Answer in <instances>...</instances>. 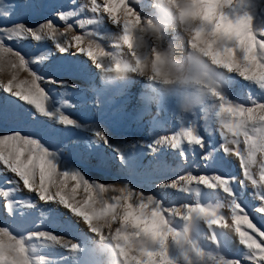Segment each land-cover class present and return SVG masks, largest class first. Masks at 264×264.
<instances>
[{"label": "rangeland", "instance_id": "rangeland-1", "mask_svg": "<svg viewBox=\"0 0 264 264\" xmlns=\"http://www.w3.org/2000/svg\"><path fill=\"white\" fill-rule=\"evenodd\" d=\"M28 2L29 0H0V27L25 23L35 28L38 25H35V21L41 20L40 24L46 18H52L60 31L66 33L64 22L57 20L52 13L61 4L64 6L63 11L71 10V0H32L38 5L34 6L37 9L32 10L31 13L23 8V4ZM82 2L83 0H77V3ZM13 4L18 11L11 19H3L4 12L11 11ZM243 11L249 12L254 17V27L264 28V0H245L243 5H236L231 10L232 15ZM157 19L163 21L166 17L157 14ZM70 23L74 25V19ZM118 30L110 22L105 21L98 27L89 26L85 30L75 27L67 38L63 35L64 39L61 41L67 42L71 39V33L83 35L84 31H96L100 37H103L97 38L98 42H101L106 50H111L107 43V35ZM36 43L41 42H35L31 38L3 40L4 46L22 54L29 61L31 70L45 77L52 76L67 80L68 85H76V88L65 86L60 89L55 85L47 86L42 83L46 89L51 88L49 111L70 117L76 122L75 126L65 128L54 121L44 122L42 118L40 122L29 123V128L26 129L41 136L50 149L60 145L67 147L66 152L56 157L60 166L58 170L68 172L78 170L89 181L114 187L128 185L138 192L153 196L164 209H173L172 212L166 213V222L183 238L181 243L177 244L169 237L166 255L173 264H217L218 258L222 255L226 258H240L246 249L238 243L234 232L229 229H210L204 219L197 214H192L191 219L186 218L187 207L203 206L219 210L223 217L230 219L226 194L222 190H211L199 184H193L183 191L171 187H159L162 184L169 185L185 174L236 177L237 182L233 184V189L248 205L246 210L249 211L250 218L260 226L264 224V219L252 211L253 206L258 205L259 201L254 198L255 189L250 183L246 189L240 186L239 181L243 176L238 158L218 152L216 164L206 167L200 158L203 153L198 149L195 153L192 152L187 148L186 142L184 145L186 162L180 157L179 152L167 147L158 146V152L152 153L149 150L150 145L160 135L174 134L188 122L187 118L175 110L171 101L168 110L159 119H155L153 116L159 112V108L153 107L151 101H146L142 94L144 83L142 80L132 79L122 86L109 88L107 82L115 78L107 76L105 83L102 84L99 71L85 56H78L75 48L70 49L69 53L60 54L53 47L35 48ZM41 54L48 56L49 59L43 64L35 63L33 58ZM61 55H66L67 58ZM14 62L16 57L0 54V69L8 68V70H0V84H7L10 74H16L17 80H22L24 77L30 79L27 72L13 67ZM66 64L86 65L90 72L81 75L75 71L58 70L60 65ZM229 76L234 77L236 81L229 90L230 98L235 102L248 106L250 96H255L264 102V95L257 88L248 85L235 74ZM8 99V94L0 90V105H6ZM84 117H88L89 120H79ZM5 123L8 126H17L12 121ZM209 123L212 126V136L205 131L207 125L204 119L201 117L198 121L199 132L205 137L206 150L208 144L218 146L222 142L219 123L214 121ZM96 133L106 136L108 144L98 139ZM240 147L244 149L242 143ZM260 159L258 154L257 164L252 168L257 179ZM16 180L18 178L0 164V192L7 190L8 193L7 196H0V227L10 230L13 235L25 240L31 264H118V260L123 264L110 240L95 238L80 218L73 216L59 205L42 204L35 193L25 190L22 182L18 183ZM73 186L74 182H70L67 190L70 191ZM85 195L82 188L78 189L77 199H82ZM116 195L118 193L111 191L100 194L97 197V207H100L99 202H111ZM6 200L11 205L8 209L4 207ZM115 226L114 224L113 227ZM101 231L105 235L108 234L107 229ZM40 232L64 236L79 244L81 252L72 253L49 240H38L35 237L28 239L29 234ZM214 233L219 243L212 242ZM244 264L250 262L245 261Z\"/></svg>", "mask_w": 264, "mask_h": 264}, {"label": "snow or ice", "instance_id": "snow-or-ice-1", "mask_svg": "<svg viewBox=\"0 0 264 264\" xmlns=\"http://www.w3.org/2000/svg\"><path fill=\"white\" fill-rule=\"evenodd\" d=\"M221 3L236 6L243 5L245 0H221ZM36 5L38 4L29 0L28 3L23 4V8L31 13L32 10L37 9L34 7ZM71 5V10L63 11L64 6L61 4L52 13L57 20L64 22L66 32H71L75 27L81 30L89 26L98 27L108 21L119 30L132 34L142 18L151 14L147 4L137 5L132 0H83L82 3L71 0ZM11 9L4 12L3 19H11L12 15L18 11L15 4ZM70 19H74V25L68 23ZM224 30L234 33L238 37V42L234 41L229 49L224 50L219 56H214V62L221 64L227 72L235 73L264 95V28L254 27V17L249 12L243 11L232 15ZM93 32L97 38H103L96 31H84L83 35H73L67 42H62L60 37L66 33L60 31L52 18H46L35 28L25 23H13L7 27H0V54L16 57L13 67L22 69L30 76V79L25 80H17L13 76L7 84H0V90L7 93L9 98L6 105H0V164L18 178L16 180L18 183L22 182L25 190L35 193L42 204L59 205L73 216L80 218L95 238L101 240L105 238L101 229L95 226L96 223L101 219L111 218L112 223L120 230L109 235L115 242L116 251L123 264H173L166 253L149 250L146 257L144 251L136 249L133 244L137 230L158 233L162 227H166V213L172 212L173 209H164L153 196L138 192L128 185L114 187L89 181L78 170L72 172L58 170L60 166L56 157L66 152L67 147L60 145L50 149L41 136L32 131H26L29 123L40 122L42 118L44 122L54 121L65 128L75 126L76 122L70 117L49 111L51 88L46 89L42 83L47 86L55 85L60 89L65 86L76 88V85H68L67 80L52 76L45 77L31 70L29 61L22 54L4 46L3 40L25 38H31L35 42L49 40L55 43V48L60 54L69 53L70 49L75 48L78 56H85L91 61L93 67L103 70L107 76L110 71L104 65L107 50L85 44L86 38ZM209 51L210 49H205L206 53ZM61 57L67 58L66 55ZM47 59L49 57L44 54L33 58L38 64H43ZM58 70L75 71L81 75L90 72L86 65L74 64L60 65ZM235 83L234 77L229 76L218 84V91L215 93L221 101L223 110L227 113V118L219 122V135L222 142L218 146L208 144L206 150L205 137L200 134L198 124L202 116L193 114L178 132L160 135L150 145L149 150L155 154L158 152V146L167 147L179 152L180 157L186 162L187 154L184 146L186 142L187 148L192 152L195 153L198 149L200 153H203L200 158L206 167L216 164L218 152L237 157L243 176L239 181L240 186L246 189L250 183L255 189L253 195L259 204L254 205L252 211L264 219V102L255 96H250L248 106L235 102L229 95V90ZM202 118L207 125L205 131L212 136L211 124L206 118ZM5 121H12L17 126H8ZM96 135L98 139L108 144L106 136L101 133ZM241 143L244 145L243 150L240 147ZM258 154L261 159L257 179L252 168L257 164ZM70 182H74V186L68 191ZM236 182V177L217 174L211 176L185 174L169 185L162 184L159 187H171L183 191L193 184H199L211 190L225 192L230 219L219 217L214 209L203 206L187 207L186 218L191 219L192 214L202 213L210 229L231 230L238 238V243L246 249L240 258L220 256L217 264H244L245 261L250 264H264V224L258 226L250 218V213L246 210L248 205L233 189V184ZM8 183L13 182L8 181ZM81 188L86 195L82 199H77V191ZM109 191L118 195L113 196L111 202H99L98 208L97 197ZM7 194V190L0 192V196H7ZM4 207L5 209L11 207L7 200ZM209 216L212 219L209 220ZM169 235L172 236L175 233H169ZM33 237L38 240L53 241L72 253L81 252L79 244L64 236L40 232L29 234L28 239ZM212 242L219 243L215 233L212 235ZM91 251L90 249V256ZM0 264H31L25 240L2 227H0Z\"/></svg>", "mask_w": 264, "mask_h": 264}, {"label": "clouds", "instance_id": "clouds-1", "mask_svg": "<svg viewBox=\"0 0 264 264\" xmlns=\"http://www.w3.org/2000/svg\"><path fill=\"white\" fill-rule=\"evenodd\" d=\"M132 2L147 4L151 14L142 18L132 34L119 30L107 35L111 50L106 51L104 65L110 69L107 76L115 78L109 80L107 86L117 87L132 79L142 80V94L146 101L159 108L153 116L155 119L168 110L169 101L187 119L193 114L218 123L226 119L227 113L215 93L218 84L235 73L227 72L221 64L214 62V56L221 55L234 41L238 42L234 33L224 30L234 5L222 4L221 0ZM157 14H163L166 19H157ZM85 44L106 50L94 32L86 38ZM206 48L210 49L207 53ZM98 71L104 84L107 76L103 70ZM215 212L223 217L219 210ZM197 215L203 218L202 213ZM203 219L209 227L208 221ZM208 219H212L211 216ZM113 225L112 219L108 218L101 219L95 226L107 229L108 234L103 240H110L115 248L109 234L120 228ZM135 236L134 247L144 251L146 257L149 250L166 253L169 237L177 244L183 239L167 222L158 233L137 230Z\"/></svg>", "mask_w": 264, "mask_h": 264}, {"label": "bare ground", "instance_id": "bare-ground-1", "mask_svg": "<svg viewBox=\"0 0 264 264\" xmlns=\"http://www.w3.org/2000/svg\"><path fill=\"white\" fill-rule=\"evenodd\" d=\"M39 21H41V20H38V21H35V25L36 24H39ZM72 21V19H70L69 21H68V23H70ZM113 27H116V26H113ZM118 29V28H117ZM64 31V30H63ZM119 31V30H118ZM63 33V32H62ZM68 35H69V32H66V34H65V37L67 38L68 37ZM71 35L73 36V35H76L75 33H71ZM60 39L61 40H63L64 39V37H60ZM68 40H70V39H68ZM52 42V43H51ZM35 48H38V47H40L41 48V46H43V47H49V48H51V47H53V48H55V43L53 42V41H49V40H45V41H43V42H41V43H36L35 45ZM55 50H56V48H55ZM3 62V61H2ZM5 63H6V61H5ZM8 63H9V61H8ZM4 66V65H3ZM6 67H8V66H6ZM10 68V67H9ZM1 71L2 70H8V68L6 69L5 67H3V68H1L0 69ZM91 72H92V70H91ZM13 76H15L16 77V74H10L9 76H8V80H11L12 78H13ZM21 76V75H20ZM91 76V75H90ZM19 78V77H18ZM26 78L24 77V78H22V80H25ZM19 80H21V79H19ZM87 114V113H86ZM79 120H83V121H88L89 120V118L88 117H84V118H82V119H79Z\"/></svg>", "mask_w": 264, "mask_h": 264}]
</instances>
